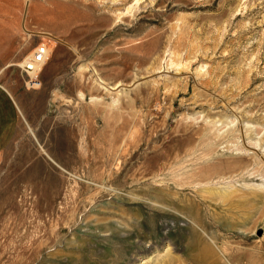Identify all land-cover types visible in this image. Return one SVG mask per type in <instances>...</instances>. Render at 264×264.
<instances>
[{"label":"rangeland","instance_id":"1","mask_svg":"<svg viewBox=\"0 0 264 264\" xmlns=\"http://www.w3.org/2000/svg\"><path fill=\"white\" fill-rule=\"evenodd\" d=\"M0 85V264H264V0H0Z\"/></svg>","mask_w":264,"mask_h":264},{"label":"crops","instance_id":"2","mask_svg":"<svg viewBox=\"0 0 264 264\" xmlns=\"http://www.w3.org/2000/svg\"><path fill=\"white\" fill-rule=\"evenodd\" d=\"M17 126V109L11 95L0 85V151L9 143Z\"/></svg>","mask_w":264,"mask_h":264},{"label":"built area","instance_id":"3","mask_svg":"<svg viewBox=\"0 0 264 264\" xmlns=\"http://www.w3.org/2000/svg\"><path fill=\"white\" fill-rule=\"evenodd\" d=\"M48 47L45 42H39L35 45L32 54L27 58H24L20 62V69L28 76L26 83L28 87H36L39 85L36 79V74L39 71L41 65L45 62L48 56ZM30 72H34V76L29 75Z\"/></svg>","mask_w":264,"mask_h":264},{"label":"bare ground","instance_id":"4","mask_svg":"<svg viewBox=\"0 0 264 264\" xmlns=\"http://www.w3.org/2000/svg\"><path fill=\"white\" fill-rule=\"evenodd\" d=\"M29 75H30L31 77H33V76H34V72H30Z\"/></svg>","mask_w":264,"mask_h":264},{"label":"water","instance_id":"5","mask_svg":"<svg viewBox=\"0 0 264 264\" xmlns=\"http://www.w3.org/2000/svg\"><path fill=\"white\" fill-rule=\"evenodd\" d=\"M23 16H24V14H23ZM22 27H23V25H22Z\"/></svg>","mask_w":264,"mask_h":264}]
</instances>
